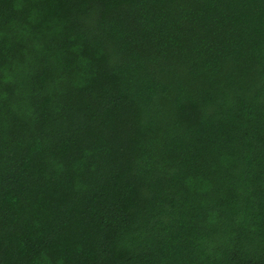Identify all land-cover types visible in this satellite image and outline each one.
Instances as JSON below:
<instances>
[{"label": "trees", "instance_id": "16d2710c", "mask_svg": "<svg viewBox=\"0 0 264 264\" xmlns=\"http://www.w3.org/2000/svg\"><path fill=\"white\" fill-rule=\"evenodd\" d=\"M0 264H264V0H0Z\"/></svg>", "mask_w": 264, "mask_h": 264}]
</instances>
